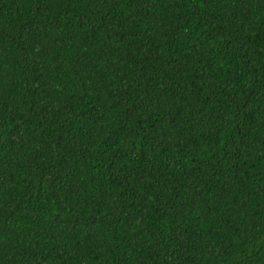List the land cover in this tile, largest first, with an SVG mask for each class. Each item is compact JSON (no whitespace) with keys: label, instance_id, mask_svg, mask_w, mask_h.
I'll return each instance as SVG.
<instances>
[{"label":"trees","instance_id":"1","mask_svg":"<svg viewBox=\"0 0 264 264\" xmlns=\"http://www.w3.org/2000/svg\"><path fill=\"white\" fill-rule=\"evenodd\" d=\"M0 264H264V0H0Z\"/></svg>","mask_w":264,"mask_h":264}]
</instances>
